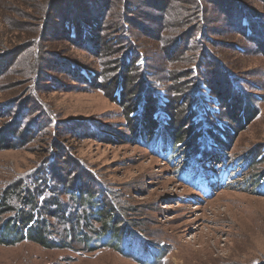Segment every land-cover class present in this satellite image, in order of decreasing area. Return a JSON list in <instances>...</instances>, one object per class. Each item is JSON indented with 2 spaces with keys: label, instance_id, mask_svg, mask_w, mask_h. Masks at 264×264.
Returning <instances> with one entry per match:
<instances>
[{
  "label": "rangeland",
  "instance_id": "obj_1",
  "mask_svg": "<svg viewBox=\"0 0 264 264\" xmlns=\"http://www.w3.org/2000/svg\"><path fill=\"white\" fill-rule=\"evenodd\" d=\"M72 1L0 0V72L3 73L0 76V196L13 190L20 195L21 186L33 182V173L42 167L44 160L52 158V166L65 168V172L58 171L62 179L67 178L68 167L75 161L106 189L114 204L112 212L121 214L118 216L123 224L132 226L141 239L147 241V250H141L145 254L141 260L146 264H264V194H257L255 189L257 175L264 172V155L231 182L222 186L210 182L205 186V193L197 191L180 179L186 158L174 161L172 165L153 155L147 147L129 141V122L125 120L121 105L114 102L108 92L85 87L70 74V63L98 72L100 67L104 68L100 66L104 59L112 57L114 61L123 56L127 48L119 41L114 42L110 54L101 48L106 39L112 42L113 37H123L117 24L127 27L121 15L129 14L135 22L131 27L128 25L126 35H131L133 42L147 56L148 63L154 65L156 71H150L147 79L163 95L166 89L158 86H165L164 77L171 73L186 75L199 60L209 61L208 64L220 62L222 69L238 80L249 98H257L254 94L262 96L254 103L258 108L256 117L240 130L235 128L228 148L235 158L251 152L262 155L264 48L260 52L250 41L254 38L245 31H233L230 23L236 19L237 24L246 15L253 33L257 31L261 40L264 0H188L186 4L196 3V11L193 9L192 12L194 18L189 24L195 31L190 33L186 48L176 61L170 60L168 53L179 33L188 29L178 28L171 32L161 29L160 36L168 35L161 45L160 40L154 39L153 23L173 9L167 23L171 27H180L176 6L185 7L187 0ZM101 2L110 5L103 21L99 18ZM167 5L172 7L160 12L161 7ZM233 6H238L239 10H234ZM65 8L68 9L66 12L96 16L85 20L89 23L90 33L75 42L67 41L64 34L63 24L69 20L66 19L69 13L64 14ZM58 15H61L60 19ZM172 38L175 40H170ZM106 67L109 66L104 68L108 74ZM219 68L215 64L213 71L222 74ZM202 72L209 73L207 70ZM148 81L146 86L151 87ZM214 92L222 95L217 88ZM132 96L138 100L137 95ZM128 104L131 101L128 100ZM23 107L29 112H23L26 119L20 128H16ZM186 110L182 111L185 113ZM86 121L99 125V129L111 137L98 139L97 135H82L80 130L71 134L65 132L68 122ZM32 123L43 126L34 132ZM13 130L23 134L14 139ZM189 142L180 147H187ZM210 164L222 165V157L214 155ZM201 168L205 173L213 171L205 166ZM77 174L70 172L71 183L82 178ZM245 180L249 186L244 191L240 187L245 186L242 183ZM93 191L97 192L99 188ZM59 198L65 203L68 195L61 194ZM8 205L26 209L16 197H8ZM11 214L2 208L0 223H9ZM48 219L54 227H48L47 236L65 240L69 244L67 247L46 248L27 239L13 244L0 242V264H139L136 256L139 251L134 250L135 254L127 256L130 253H120L107 245L89 248L82 237L76 240L64 237L63 229H70V224H64L58 218ZM78 223L83 225L85 221ZM90 225L91 229L83 225L84 230L94 240L92 231L100 224L93 220ZM106 240L101 238L100 243ZM126 245L131 246L127 239L121 247ZM160 246L162 253L157 250Z\"/></svg>",
  "mask_w": 264,
  "mask_h": 264
},
{
  "label": "trees",
  "instance_id": "obj_2",
  "mask_svg": "<svg viewBox=\"0 0 264 264\" xmlns=\"http://www.w3.org/2000/svg\"><path fill=\"white\" fill-rule=\"evenodd\" d=\"M74 1L77 2V0ZM187 2L189 1L187 0L185 4ZM193 5L189 3L181 8L176 6L181 19V23L177 25H180V27L176 26L175 23L176 27H171L167 23L170 22V16L175 11L173 9L168 10L165 15L163 14L153 23V29L155 28L154 39L160 40L161 45L168 36L167 33L160 36L161 29L166 32H171L178 28L188 29L179 33L176 40L170 39L175 40V43H172V51L174 49V52L172 53L170 50V54L168 53L169 59L172 61L180 58L186 48L190 33L195 31L193 28H189V24L194 18L192 17L194 16L192 12L193 9L195 10L196 3ZM109 6L101 2L102 9L99 18L102 21ZM168 6L172 7V5L161 7L160 12L168 8ZM233 8L236 11L239 10L238 6H233ZM56 9H59V7ZM128 9L132 10V7ZM196 9L198 10V7ZM66 10L68 9L65 8L64 14L69 13V17L66 18L69 20L63 24L64 34L67 36V41L75 42L87 32L90 33L87 28L89 23L87 24L85 20L88 18L92 20L96 16L93 13H88L86 16L79 13H70L71 11L66 12ZM122 10H124V7H122ZM130 14L132 15L133 13ZM57 17L60 19L61 15ZM121 18H123V23L125 25L128 24L130 27L135 22L129 14L126 16V13L122 14ZM249 20L244 15L237 24L235 22L237 21L236 19L233 24L230 23L231 28L237 33H239L238 31H245L246 35L249 34V37L255 39L250 41L261 52L262 48H264L261 43H264V35L259 40L258 32L255 31L253 33L254 29L250 26ZM128 25L124 28L123 24L121 26L117 24L119 32L124 33L123 37H113L112 42L106 39L103 45L99 43L100 46L102 45L101 49L106 51V54L111 53L115 41H119L122 47L127 48L119 59H114L113 61L112 57H109L108 60L104 59L100 63V66L104 68L105 65L109 66V68L106 67L109 69L108 74L107 70L101 69V67L96 72L87 70L76 63H70V74L74 80L85 87L103 89L104 93L108 92L110 94L114 102L121 105L125 120L129 122L127 139L147 147L153 155L163 158L166 163L172 165L174 161L186 158L187 162L181 169L180 179L192 186L197 178V173L201 171L197 165L198 160L205 162L213 155H221L223 164L212 166L213 171L210 175L213 182L218 181L221 184L231 182L241 171L246 170L252 163L259 161L264 155V145L261 147L262 155L256 156V152H251L247 153V156L237 158L230 154L228 148L232 137L236 133L235 128L240 130L256 117L258 108L254 103L257 102V99L261 100L262 96L254 94L257 98H249L246 90L238 84V80L233 75L225 72L220 62L210 61L211 63L208 64L209 61L199 60L195 61L196 64L193 69L189 70L186 75L183 73H171L168 77H164L166 78L163 79L165 86H158L166 89V93L163 95L155 84H150V81H148L147 75L150 76V71H156V69L153 68L154 65L148 63L146 60L147 56L133 42L131 35H126V32H129ZM258 28L262 29L260 26ZM252 33L253 35H251ZM236 47L240 51H244L242 48ZM215 64L217 68L220 67L222 74H216L213 71ZM202 70L209 71L208 75H205ZM2 74L0 72V76ZM156 79H161V77ZM156 79L155 81L159 82ZM146 80L151 87L146 86ZM220 80L222 81L220 82ZM169 82H171L170 85ZM250 86L253 87V85ZM216 88L217 92H222V95L214 92ZM126 91H129V95H126ZM132 95H137L138 100H135L137 98ZM131 97L132 99H130ZM128 100L131 101V104H128ZM183 109L186 110L185 113L182 111ZM26 111L27 107H23L22 114L17 118L16 128H20L22 122L26 119L23 117L24 114L29 112ZM31 125H33L31 128H33L34 132L43 126L42 124L36 125V123ZM65 127L67 128L65 131L67 134L80 130L82 135H97L98 139L111 137L102 132L99 129V125L89 121L72 124L68 122ZM22 134V131L13 130L12 137L17 139ZM186 142H189L187 147H180L182 143ZM1 143H3V140ZM1 146L2 144H0V148ZM167 148H170V154L165 153ZM161 149H164L163 152ZM50 162H53L52 158L42 162V167L33 173V182H30V185L26 187L21 186L20 195L13 190L12 193L6 196H0V213L4 207L5 211L12 212L9 217V223H0V242L2 244H13L27 239L46 248L67 247L69 244L65 240L61 239L59 241L47 236L48 227L50 226L51 229L54 227L48 219L52 217L58 218L64 224H70L71 230L63 229L64 233H66L64 237L71 240L82 237V240L86 245H89V248L97 247V244L107 245L115 248L120 253H130L126 254L127 256L135 254L134 250L136 252L139 251L138 254L136 253L137 261L139 264H146L141 260L142 256L145 255L141 250H147V241L141 239L132 226L123 224L124 222L119 218L121 214H118V216L117 213L112 212V205L114 204L111 196L106 194V189L103 186L98 185L94 175L88 173L83 166L80 167L74 161L68 167L67 178L62 179L59 177L58 171L65 172V168L62 170L56 169ZM69 171L78 172L77 175L82 178H78L75 184L71 183V178H68L70 175ZM263 174L264 172H261L255 179V189L259 195L264 194ZM242 183L245 186L240 188L244 191L247 190L249 184L246 180ZM58 186H61V188ZM96 186H98L99 191L94 192V189H98ZM61 194L68 195V200L65 203L59 198ZM8 197H16L20 203L24 204L26 209L14 208L10 205L6 206ZM83 220L85 221L83 225L89 229L92 228L90 224L93 220L100 224L92 231L94 240H98V243H94L92 237L85 232L84 226L78 223ZM101 238L107 240L100 243ZM125 239L130 242L131 246L121 247ZM161 248L160 246L157 250L162 253Z\"/></svg>",
  "mask_w": 264,
  "mask_h": 264
}]
</instances>
